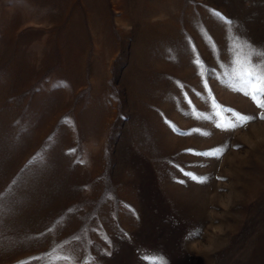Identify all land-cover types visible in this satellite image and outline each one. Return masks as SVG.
<instances>
[{
    "label": "rangeland",
    "instance_id": "1",
    "mask_svg": "<svg viewBox=\"0 0 264 264\" xmlns=\"http://www.w3.org/2000/svg\"><path fill=\"white\" fill-rule=\"evenodd\" d=\"M246 70L264 0H0V264H264Z\"/></svg>",
    "mask_w": 264,
    "mask_h": 264
},
{
    "label": "snow or ice",
    "instance_id": "2",
    "mask_svg": "<svg viewBox=\"0 0 264 264\" xmlns=\"http://www.w3.org/2000/svg\"><path fill=\"white\" fill-rule=\"evenodd\" d=\"M215 15L217 17H222V14L219 12H216ZM243 75L246 77V79H244L243 81L244 86L247 88V91L245 92V94L250 95L251 99L254 102H256V106L260 108L262 111H264V76L253 74L252 72L247 71V70L244 72ZM259 118L264 120V115H261ZM253 119H255V117L246 116V115L239 114V113L234 114V116L232 117L233 128L243 127L244 125H246L248 122L252 121ZM241 121L243 123H240ZM224 130L230 131L231 129H224ZM189 151H192V150H189ZM194 154L202 155L208 158L219 159V157L215 155V149L209 150L207 152L194 153ZM185 174L190 175L193 180H197V177L195 176V174H191V173H185ZM180 182L183 183V181H180Z\"/></svg>",
    "mask_w": 264,
    "mask_h": 264
}]
</instances>
